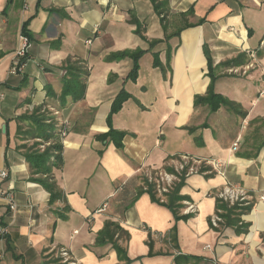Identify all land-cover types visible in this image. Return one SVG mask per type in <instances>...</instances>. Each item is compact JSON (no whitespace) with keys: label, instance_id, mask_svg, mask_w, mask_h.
Segmentation results:
<instances>
[{"label":"crops","instance_id":"0c3cea01","mask_svg":"<svg viewBox=\"0 0 264 264\" xmlns=\"http://www.w3.org/2000/svg\"><path fill=\"white\" fill-rule=\"evenodd\" d=\"M136 48L146 51L132 81L131 58L112 54ZM208 58L225 98L216 110L194 104L211 82ZM123 87L117 147L97 135ZM32 114H45L62 144L55 201L23 155L40 140L27 135ZM181 155L221 166L184 178L178 214L185 201L194 211L176 219L144 178L173 172ZM0 170V264H60L61 247L78 264H264V0H0ZM226 186L248 204L214 226Z\"/></svg>","mask_w":264,"mask_h":264},{"label":"trees","instance_id":"16d2710c","mask_svg":"<svg viewBox=\"0 0 264 264\" xmlns=\"http://www.w3.org/2000/svg\"><path fill=\"white\" fill-rule=\"evenodd\" d=\"M23 32L27 34L24 29ZM137 33H140V30L138 29V24H137ZM160 40H151L149 41V49L152 48L157 42ZM146 50L141 49V48H136L133 50L126 49L122 51H118L114 54H112V57L115 59L119 58H124V57H129L132 60V66L130 71L127 74V78L135 81L138 75V70H139V59L140 57L144 54ZM154 56V61L153 63L156 65L158 64V54L156 52L153 53ZM207 65H208V75L211 78V82L208 85L207 91L204 95H196L194 99V104H199V103H205L209 106L210 110H216L219 108V106L225 102V98L218 92L214 90L213 87V82L215 80V76L213 75L212 72V66H211V60L208 58L207 60ZM66 91L69 92L70 88H66ZM130 96V93L123 87L121 88L118 93L115 95L110 111L107 115V123L109 125V129L106 132H102L97 135L98 138L102 140L110 139L112 140L117 147H120L122 145V139L124 137V132L116 130L112 126V117L113 114L119 111L124 103ZM26 117V116H24ZM31 120V130L28 131L27 135L29 138L35 139V138H40V142L35 141L31 145L23 144L22 148L23 150V155L26 159V162L28 163L29 169L32 174H37L38 176L32 177V179L38 183H40L49 193H50V200L55 201L58 199L61 195V190L59 189L54 176L52 174V169L53 168H60L62 165V156H61V149H62V144L58 140H50L55 137L56 130L55 127L53 126V123H51V120H49L45 114H40V115H34L32 114ZM43 141H49V144L45 146L43 149H40L38 145H40ZM184 175L182 174L180 176V180L175 183V185L166 193L163 194L164 199L161 200L160 197H156V192L154 191V185L151 182H148L147 178H144V184L147 185L148 190L153 194V199H156L159 203L166 204L174 213L175 218H186L188 215L191 213H186V214H178V209L182 207L184 204L180 202L182 200V196L179 194V189L180 186L183 183L184 180ZM217 199V209H222L225 210V213L220 212L219 216L221 218H228L229 222L234 221L233 219L230 218L231 214L234 213V211L240 206H243L245 204H248V201L245 202H240V203H234L232 205H229L227 202H224L222 199L218 198ZM218 212V211H217ZM113 224V223H108L106 227L101 231L97 237V241L100 240L101 238L104 237V233L107 230L108 225ZM242 226H246V224H243L241 222ZM116 227V225H115ZM118 227V226H117ZM106 234V233H105ZM6 234H0V238H5ZM114 247L117 249V251H122L121 248L113 242ZM10 248V246H7Z\"/></svg>","mask_w":264,"mask_h":264},{"label":"built area","instance_id":"2783aa9c","mask_svg":"<svg viewBox=\"0 0 264 264\" xmlns=\"http://www.w3.org/2000/svg\"><path fill=\"white\" fill-rule=\"evenodd\" d=\"M20 38L22 40L21 48L17 51V56L24 59L26 48L28 46V37L25 34H21ZM24 66V61H20L19 64L15 67H13V70H21ZM55 114H57V111H54ZM61 134H65V130L63 129L61 131ZM43 147V145H42ZM204 163H210L212 167L217 171L220 172V166L221 162L218 160H210V159H204V158H198V157H190L188 155H181L178 161L176 162L174 166L173 172H168L165 170H157L154 172H148L146 174L148 182L153 183L154 185V191L156 194L163 200L164 196L163 194L168 192L176 182L180 180V176L183 174L184 177H186L189 174L197 173L201 169V165ZM7 175V172L5 170H0V177L4 178ZM216 196L220 199H222L224 202H227L229 205H232L234 203H240V202H247L248 195L247 193L241 189V188H233L230 186H226L219 190L216 193ZM7 200L8 205L11 210H14L16 208V203L14 200V195L11 192H7ZM186 204V212L192 213L194 211V205L190 203L189 201L184 202ZM218 211L216 214H214L210 221L211 224L214 226H218V223L221 221V217L219 216ZM6 228L0 229V234L6 233ZM57 254L61 259V262L64 264H78L76 260H74L66 248H59L57 250Z\"/></svg>","mask_w":264,"mask_h":264},{"label":"rangeland","instance_id":"374dc122","mask_svg":"<svg viewBox=\"0 0 264 264\" xmlns=\"http://www.w3.org/2000/svg\"><path fill=\"white\" fill-rule=\"evenodd\" d=\"M50 121V119L49 120H47V122H49ZM38 142H40V141H38ZM41 144L40 145H38V147L39 148H42V145H43V147H45V146H47L49 143L47 142V141H43V140H41ZM32 144V143H31ZM57 257L59 258V261H60V264H64V263H62L61 262V259H60V257L58 256V254H57Z\"/></svg>","mask_w":264,"mask_h":264}]
</instances>
